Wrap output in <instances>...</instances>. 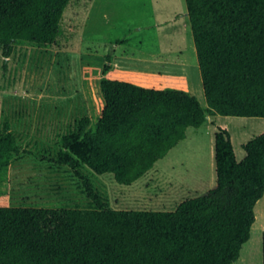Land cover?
<instances>
[{"label": "trees", "instance_id": "obj_1", "mask_svg": "<svg viewBox=\"0 0 264 264\" xmlns=\"http://www.w3.org/2000/svg\"><path fill=\"white\" fill-rule=\"evenodd\" d=\"M73 0H0V47H49L64 36ZM208 108L187 90L115 79L101 84L105 107L42 158L68 167L89 208L0 206V264H234L250 240L264 197V133L238 160L231 133L215 132L217 186L174 211L113 208L84 167L130 186L209 116L264 118V0H186ZM7 65H5L6 67ZM0 162L23 147L5 123ZM264 260V232H263Z\"/></svg>", "mask_w": 264, "mask_h": 264}, {"label": "rangeland", "instance_id": "obj_2", "mask_svg": "<svg viewBox=\"0 0 264 264\" xmlns=\"http://www.w3.org/2000/svg\"><path fill=\"white\" fill-rule=\"evenodd\" d=\"M169 1L73 0L58 44L17 45L10 58L0 47V137L6 133L7 122L23 147L0 162V206L94 205L68 167L42 158L63 152L62 138L76 128L79 119L89 116L91 127L97 126L105 107L101 84L106 79L187 90L208 108L198 68L183 70L179 64L149 58L157 52L169 56L184 46L180 31L165 30L175 24L172 20L179 7ZM143 63L154 66L144 72ZM218 127L231 133L237 158L243 160L244 144L264 133V118L209 116L202 129L190 132L189 151L174 150L130 186L118 183L112 174L83 170L113 208L174 211L183 201L206 195L217 186ZM255 212L251 238L234 264H264V197Z\"/></svg>", "mask_w": 264, "mask_h": 264}, {"label": "crops", "instance_id": "obj_3", "mask_svg": "<svg viewBox=\"0 0 264 264\" xmlns=\"http://www.w3.org/2000/svg\"><path fill=\"white\" fill-rule=\"evenodd\" d=\"M169 3H172V5L178 4L179 7H178V10H176L175 12L174 20H172L175 22V24L173 26L168 25L165 30L169 29V32L176 31V30L180 31L181 35L184 37L183 40L180 39V42L184 44V46L181 49H179L176 53L170 54L169 56L167 55L163 57V55L157 52V53H153L152 54L153 56L149 58L150 59L153 58L151 60L156 61L158 63L164 62L166 65H169L172 63L175 65L179 64L180 69H183V70L184 69L186 70L187 68H192V69L198 68V70H200V65H199L198 56H197V49H196L195 42H194L192 26H191V22L189 19L186 0H170ZM173 52L174 51H172V53ZM146 59L148 60V58ZM153 66L154 65L143 63V68H145L143 69V71L147 72L149 71L147 70V68L150 67L151 69ZM202 128L203 126L199 129H195V128L188 129L187 138L183 140L182 142H180V144L177 147H175L171 152H173L174 150H177L180 153L189 151L186 148H188L189 145L193 144L191 143V140H190L191 139L190 132L192 131L194 134H196V131ZM171 152L168 154V156L172 154Z\"/></svg>", "mask_w": 264, "mask_h": 264}, {"label": "bare ground", "instance_id": "obj_4", "mask_svg": "<svg viewBox=\"0 0 264 264\" xmlns=\"http://www.w3.org/2000/svg\"><path fill=\"white\" fill-rule=\"evenodd\" d=\"M163 52V51H162ZM173 54V53H172ZM161 55H162V53H161ZM170 55V54H169Z\"/></svg>", "mask_w": 264, "mask_h": 264}]
</instances>
